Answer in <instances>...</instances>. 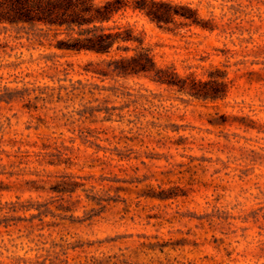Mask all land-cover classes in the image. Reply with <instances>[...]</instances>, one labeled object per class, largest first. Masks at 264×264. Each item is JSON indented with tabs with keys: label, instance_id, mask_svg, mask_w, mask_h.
Returning a JSON list of instances; mask_svg holds the SVG:
<instances>
[{
	"label": "rangeland",
	"instance_id": "obj_1",
	"mask_svg": "<svg viewBox=\"0 0 264 264\" xmlns=\"http://www.w3.org/2000/svg\"><path fill=\"white\" fill-rule=\"evenodd\" d=\"M169 1L210 29L117 21L225 96L0 24V264H264V0Z\"/></svg>",
	"mask_w": 264,
	"mask_h": 264
},
{
	"label": "trees",
	"instance_id": "obj_2",
	"mask_svg": "<svg viewBox=\"0 0 264 264\" xmlns=\"http://www.w3.org/2000/svg\"><path fill=\"white\" fill-rule=\"evenodd\" d=\"M139 12L162 29L174 32L184 27L210 29L197 9L169 0H0V24H43L62 31V48L77 53L89 52L111 57L110 66L124 76L150 75L161 84L179 87L200 100L225 96L227 83L180 78L161 68L145 38L130 24H120L118 16ZM120 53L119 57L117 56ZM216 85L218 89L208 87Z\"/></svg>",
	"mask_w": 264,
	"mask_h": 264
}]
</instances>
